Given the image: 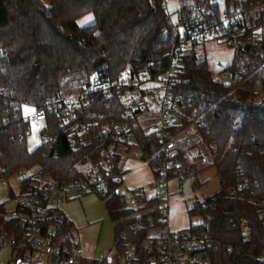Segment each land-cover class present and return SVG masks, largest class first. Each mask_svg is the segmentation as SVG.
Instances as JSON below:
<instances>
[{
    "label": "trees",
    "instance_id": "obj_1",
    "mask_svg": "<svg viewBox=\"0 0 264 264\" xmlns=\"http://www.w3.org/2000/svg\"><path fill=\"white\" fill-rule=\"evenodd\" d=\"M258 4L264 0L245 3L248 9ZM188 11L181 3L179 22ZM87 14H92L94 22L79 27L76 20ZM254 26L264 27V9L256 15ZM173 33L164 0H0V176L7 181L19 170L26 171L21 188L27 190L36 182V172L48 174L59 184L87 179L94 171L104 181V190L96 193L112 222L111 251L116 262L131 245L138 263L157 253L159 238L148 233L165 225L158 199L142 196L136 205L125 202L121 182L112 178L122 174L124 157L109 153L114 142L97 127L78 134L72 127L74 120L64 124L49 115L47 131L54 140L28 151L25 138L18 139L17 120L24 105L36 107L52 97L74 95L81 86L76 93L69 92L71 82L84 85L104 67L114 79L124 71H163L174 49ZM251 53L248 79L241 86L217 81L194 52L183 54L173 90L181 101L195 107L207 131L205 139L216 145L219 190L187 210L198 222L186 230L210 243L209 261L204 264H264L258 259L264 253V104L257 103L264 96V62ZM244 54L240 52L233 62L245 63ZM111 104L114 117L121 119L123 105L117 98L112 101L99 95L92 103L95 113L104 115ZM145 128L137 122L133 127L135 148L140 160L152 168L160 164L159 143L146 136ZM174 160L180 167L169 178L192 177V186H199L196 173L204 168L189 165L182 157ZM242 178L247 180L245 189L240 187ZM5 211L0 203V214ZM9 226L0 222L3 234ZM42 226L44 233L56 228L63 244L72 237V225L59 209L46 211ZM19 258L16 254L6 264H16Z\"/></svg>",
    "mask_w": 264,
    "mask_h": 264
},
{
    "label": "built area",
    "instance_id": "obj_2",
    "mask_svg": "<svg viewBox=\"0 0 264 264\" xmlns=\"http://www.w3.org/2000/svg\"><path fill=\"white\" fill-rule=\"evenodd\" d=\"M245 3L246 0H192L182 3L189 10L188 15L180 22L177 19L175 23L169 17L175 44L166 69L157 74L124 71L114 79L104 67L101 72L92 75L78 93L46 99L41 105L31 107L29 115H25L22 110L17 120V126L21 127L18 139L30 136V125H34L38 128L41 143L49 146L54 138L48 134L46 120L49 115H53L64 124L74 120L72 127L78 134H87L97 127L110 135L114 142L109 148L110 154L115 153L124 158L138 157L133 127L136 122L149 120L145 134L159 143L160 157V164L151 168V187L161 189L167 184L169 173L179 169L180 164L174 157H182L189 165L200 168L215 166L218 163L215 160L216 145L205 139L207 131L204 123L195 107L181 101L179 96L173 94V90L182 67L181 55L194 52L199 62H206L202 49L210 41L234 50L233 58L226 66L218 60L213 62L217 67L214 79L225 85H244L248 79V51L264 62V27L248 26L244 18L248 10ZM245 46L248 47L246 51L243 49ZM240 52L246 53L243 58L245 63L242 60L233 62ZM99 95L108 100L117 98L121 101V119L114 117L112 104L106 115L95 113L92 103ZM257 103L264 104V96H259ZM106 105L108 107L107 102ZM128 145L131 147L127 148ZM16 174L22 179L28 175L24 170ZM121 175L112 178L121 182ZM33 179L36 182L32 188L24 190L20 183L17 194L12 193L6 201L0 202L6 207V211L0 214V222L10 224L5 234L3 227H0V248L20 255V264H81L83 251L78 242L71 237L68 244H63L56 228H49L44 233L42 224L46 211L58 209L56 200H77L87 194L103 191V179L95 175L94 171L89 173L87 179H68L59 184L48 174L38 172L33 173ZM4 182L0 176V183ZM239 183L242 189L246 188V179H240ZM142 196L143 191L136 189L128 191L124 200L136 205ZM165 217L166 213L163 212V221ZM148 222L151 223V219ZM241 224L247 233L244 222ZM209 246L208 240L189 230L172 232L162 227L155 255L138 263L136 248L131 245L127 247L124 259L125 264H204L209 261ZM231 250L232 246L227 247L228 252ZM258 259L264 260V253ZM95 262L111 264L108 255H101Z\"/></svg>",
    "mask_w": 264,
    "mask_h": 264
},
{
    "label": "rangeland",
    "instance_id": "obj_3",
    "mask_svg": "<svg viewBox=\"0 0 264 264\" xmlns=\"http://www.w3.org/2000/svg\"><path fill=\"white\" fill-rule=\"evenodd\" d=\"M166 12L169 14L170 21L175 23L177 16L179 14V7L181 3H190L189 0H164ZM264 9V4H258L248 9L244 13V18L249 27L254 26V19L258 14L259 10ZM94 22V17L92 14H87L82 17H79L76 20V23L79 27H85L91 25ZM178 31L181 32V29L178 28ZM174 35V33H173ZM204 59L211 70L212 74L217 73V67L213 64L214 60H218L222 63L223 66L229 64L233 58L234 50L231 47H226L224 45L218 44L217 42H207L204 49ZM83 86V81H74L71 82L69 87V92L76 93L78 88ZM25 115H29L32 112L30 106L24 105L22 107ZM145 126L149 124V120L143 122ZM31 135L25 138L26 146L28 151H32L41 143V138L37 133L38 128L34 125H30ZM138 153V151H137ZM131 157V156H129ZM139 157V156H138ZM140 159V158H139ZM217 164L208 168L200 169L196 173V179L199 184L197 187L192 186V177L187 178H172L168 181L167 186H162L161 189L157 190V207L166 212L167 205V195H178V199L182 203L183 207L186 209L191 207L197 201H202L219 190V179L216 173ZM21 176L13 175L9 180L4 183H0V202L6 201L8 198L9 191L17 194L20 189ZM181 190L179 191V188ZM120 190L125 195L128 194L127 188L124 183H121ZM90 198V201L85 204V212L88 215L98 217V221L102 224V227L96 230L95 239L98 237V247L97 252H106L111 247V231L112 227L109 217L103 212V201L98 196L96 192L87 194V198ZM133 205V203H131ZM103 217H106L107 221L103 222ZM196 217H192V222H197ZM159 229V228H158ZM157 228L150 230V235H155L159 230ZM73 238V235H72ZM16 253L11 252L7 248H0V264H6L14 260Z\"/></svg>",
    "mask_w": 264,
    "mask_h": 264
},
{
    "label": "crops",
    "instance_id": "obj_4",
    "mask_svg": "<svg viewBox=\"0 0 264 264\" xmlns=\"http://www.w3.org/2000/svg\"><path fill=\"white\" fill-rule=\"evenodd\" d=\"M121 171V183H124L128 191L141 189L143 191V196L147 200L157 198L158 189L151 187L153 173L150 166L146 162L140 160L139 157H125L121 163ZM172 178L176 177H171L168 179V181H170ZM180 190L181 189L179 188V191ZM89 201L90 198H87V195L77 200H56L58 209L64 214V216L72 225V235L74 240L78 242L82 248V264L95 262L101 255H108V259L111 264H125L124 258H120L116 262L114 254L111 251V247L106 252H97L98 237L95 239V233L96 230L102 227L103 223L101 224L98 221V217L86 214L85 204H87ZM167 202L164 227L172 232L186 230V228L190 226V223H192V217H189L187 213V210L190 207L187 209L183 207L182 203L178 199V195H167ZM103 212L108 217L104 205ZM162 212L164 211L162 210ZM103 219V222L107 221L106 217H103ZM110 226L112 227V222ZM158 230L159 231L155 235H150L149 231L148 236L150 238H159L161 235V228ZM110 241L112 244V231Z\"/></svg>",
    "mask_w": 264,
    "mask_h": 264
},
{
    "label": "water",
    "instance_id": "obj_5",
    "mask_svg": "<svg viewBox=\"0 0 264 264\" xmlns=\"http://www.w3.org/2000/svg\"><path fill=\"white\" fill-rule=\"evenodd\" d=\"M243 49L246 51V50L248 49V47L245 46ZM16 264H20V260H17V261H16Z\"/></svg>",
    "mask_w": 264,
    "mask_h": 264
}]
</instances>
